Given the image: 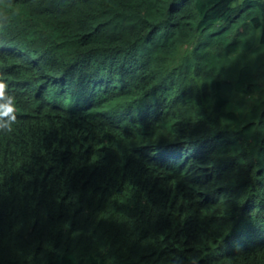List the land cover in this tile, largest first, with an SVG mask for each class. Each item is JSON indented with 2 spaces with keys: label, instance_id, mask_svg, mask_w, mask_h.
<instances>
[{
  "label": "trees",
  "instance_id": "1",
  "mask_svg": "<svg viewBox=\"0 0 264 264\" xmlns=\"http://www.w3.org/2000/svg\"><path fill=\"white\" fill-rule=\"evenodd\" d=\"M254 47L264 0H0V264H264Z\"/></svg>",
  "mask_w": 264,
  "mask_h": 264
},
{
  "label": "clouds",
  "instance_id": "2",
  "mask_svg": "<svg viewBox=\"0 0 264 264\" xmlns=\"http://www.w3.org/2000/svg\"><path fill=\"white\" fill-rule=\"evenodd\" d=\"M7 84L0 80V133L8 134L15 124L16 118L13 115L15 111L14 99L6 93Z\"/></svg>",
  "mask_w": 264,
  "mask_h": 264
},
{
  "label": "rangeland",
  "instance_id": "3",
  "mask_svg": "<svg viewBox=\"0 0 264 264\" xmlns=\"http://www.w3.org/2000/svg\"><path fill=\"white\" fill-rule=\"evenodd\" d=\"M248 56L247 60H244V62H247V65L257 67L264 64V48L259 50L257 47H254L253 50L248 53ZM256 98L257 95L246 97L240 96L229 105L228 109L233 112H237L241 108L244 109V111H247L248 105Z\"/></svg>",
  "mask_w": 264,
  "mask_h": 264
}]
</instances>
